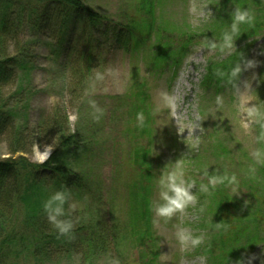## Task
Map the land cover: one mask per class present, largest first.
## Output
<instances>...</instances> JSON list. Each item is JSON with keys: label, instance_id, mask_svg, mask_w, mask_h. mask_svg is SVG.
I'll list each match as a JSON object with an SVG mask.
<instances>
[{"label": "trees", "instance_id": "obj_1", "mask_svg": "<svg viewBox=\"0 0 264 264\" xmlns=\"http://www.w3.org/2000/svg\"><path fill=\"white\" fill-rule=\"evenodd\" d=\"M165 1L125 0L116 12L106 14L86 0H0V143L7 144L11 155L0 159V264H58L74 255L94 264L110 254L121 256L126 241L148 244L155 252L152 191L156 175L149 161L151 143L131 152L136 174L123 182L125 203H120L125 208L124 220L114 214L116 201L106 199L110 192L104 183L94 170L90 173L85 168L106 127L102 121L106 109L99 120L93 119L87 94L90 76L107 64L97 59H106L111 52L136 53L154 38L158 44L151 50L153 68L148 69L176 73L194 45L224 41L236 7L250 9L253 21L240 25L233 40L243 45L227 59L209 62L200 83L206 94H220L239 86L243 63L255 45L246 41L264 29V20L252 8L263 6L264 0H222L206 30L190 32L176 27L172 32V25L158 15ZM79 40L83 41L81 52ZM45 48L71 66L73 81L66 93V101L68 97L70 101L56 104L31 123L33 76ZM237 66L240 72L233 77L231 72ZM143 81L134 85L136 96L120 100L146 115L137 128L151 137L147 105H138L148 98L147 81ZM70 109L77 118L74 124ZM258 128L264 132V123ZM39 146L52 149L44 163L26 157ZM259 161L238 185L237 191H249L246 200L233 195L227 181L213 186V178L230 179L217 171L197 184L200 193L204 186L209 194L206 214L211 215V222L201 227L210 230L212 240L199 251L208 264H248L255 249L264 244V161ZM57 190L70 192L69 203L84 205L65 217L75 225L67 236L52 227L43 211L44 202ZM65 209L69 211L68 204ZM156 258L147 264H155Z\"/></svg>", "mask_w": 264, "mask_h": 264}, {"label": "rangeland", "instance_id": "obj_2", "mask_svg": "<svg viewBox=\"0 0 264 264\" xmlns=\"http://www.w3.org/2000/svg\"><path fill=\"white\" fill-rule=\"evenodd\" d=\"M86 1L106 14L116 12L125 3V0ZM221 1L166 0L158 15L172 25V32L176 27L201 32L211 26L215 7ZM252 8L256 17L264 20V5ZM79 41L77 45L81 52L83 41ZM246 42H255V45L250 50L249 59L243 63L240 84L235 90H226L220 94H206L200 87L206 67L211 61L227 59L243 45L241 42H233L231 49L225 46V41L208 46L194 45L176 73L169 70L152 73L149 70L153 68L151 50L156 49L158 44L154 38L136 53L111 52L107 60L97 59L102 65L107 62L106 67L97 72L103 79H97V73H92L87 94L89 101H95L100 109H106V115L102 116L106 127L99 146H95L94 153L86 160L85 168L90 173L94 170L98 180L104 183L110 192L106 199L116 201L114 214L124 220L125 208L120 203L124 202L123 182L136 174L131 152L151 143L152 155L149 161H152L156 175L152 191L156 253L152 252L148 244L139 245L131 238L134 243L126 241L121 256L110 254L94 264H108L110 258L119 260L120 264H147L156 258L157 252L155 264H208L205 254L199 251L212 240L208 236L210 230L201 227L211 222V215L206 214L209 194L203 190L200 193L199 181L206 179L211 171H217L230 178L234 175L239 185L245 181L254 165L260 163L259 160L264 161V132L258 128L260 123H264V29ZM40 54L38 70L33 76L35 94L30 102L31 123L40 120L56 104L69 103L70 98L66 101V93L73 81L68 61L63 57L56 59L54 54L51 56L50 48H45ZM249 61L254 66L248 67ZM143 80L147 81L148 98L145 104L138 105H147L151 116V137L141 134L137 128L140 122L133 104L120 100L124 97L128 100L131 94L135 95L134 85L139 86ZM254 107L257 112L250 115L249 109ZM68 115L74 124L77 121L74 111L68 110ZM143 117L144 120L147 118L144 113ZM256 152L260 153L259 157L254 155ZM51 154L50 147L39 146L26 157L34 163H44ZM10 156L7 144L0 143V159ZM179 162H185V186L188 179L194 182L188 191L195 197V201L171 217H160L155 208L165 203L160 193L166 189L159 181L166 171H174ZM168 194L173 195L171 192ZM249 194L244 189L233 195L246 200ZM109 203L107 208L112 210L113 206ZM72 204L76 205V209L84 207L78 201ZM180 229H187L194 237L202 236V243L195 247L182 246L176 235ZM58 264L90 262H83L81 256L74 255ZM248 264H264V244L255 249Z\"/></svg>", "mask_w": 264, "mask_h": 264}, {"label": "clouds", "instance_id": "obj_3", "mask_svg": "<svg viewBox=\"0 0 264 264\" xmlns=\"http://www.w3.org/2000/svg\"><path fill=\"white\" fill-rule=\"evenodd\" d=\"M254 19V16L250 9L236 7L233 13V20L230 29L224 34L225 46L229 49L233 47V40L239 34L240 25L250 24ZM254 66L252 61H249L248 67ZM240 72V67L237 66L231 72V75L235 77ZM97 79H103L100 73H97ZM90 106L93 109V119L99 120L103 115V110L97 107L95 101H89ZM169 103L172 101L169 99ZM257 109H249V114L256 113ZM137 120L140 125H143L144 117L143 114L137 115ZM44 155H47L45 153ZM256 157L260 156L259 152L254 153ZM43 162V161H42ZM185 162H179L176 165L174 171H166L159 181L160 185L166 189L160 193L162 200L165 202L159 206H156V214L160 217H171L175 212L184 210L190 203L195 201V197L189 194L188 189L192 187L193 181H189L185 186L184 176ZM227 181L229 186H232L231 190L233 193L237 192V181L233 175L230 179L224 178H213L210 183L215 186L217 184H224ZM202 190L207 191V188L202 186ZM171 192L173 195H169ZM70 192L67 190H57L44 202L43 211L47 216L48 222L60 235H70L74 229V222L72 219L65 218L71 211L76 209L75 204L69 203ZM68 204L69 211L66 212L65 205ZM203 211V209H201ZM177 238L182 246L187 247L189 245L195 247L202 243L203 237H194L187 229H180L177 232ZM108 264H120L119 260L110 258Z\"/></svg>", "mask_w": 264, "mask_h": 264}]
</instances>
